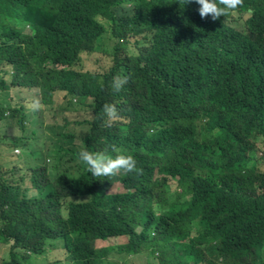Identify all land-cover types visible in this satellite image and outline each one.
<instances>
[{
  "label": "trees",
  "instance_id": "16d2710c",
  "mask_svg": "<svg viewBox=\"0 0 264 264\" xmlns=\"http://www.w3.org/2000/svg\"><path fill=\"white\" fill-rule=\"evenodd\" d=\"M198 7L0 0V264H264V0Z\"/></svg>",
  "mask_w": 264,
  "mask_h": 264
},
{
  "label": "clouds",
  "instance_id": "9594fccd",
  "mask_svg": "<svg viewBox=\"0 0 264 264\" xmlns=\"http://www.w3.org/2000/svg\"><path fill=\"white\" fill-rule=\"evenodd\" d=\"M186 2H188V0H185V3ZM193 2L199 6L197 11L201 18L209 16L212 20H216L221 16H226L231 11H236L241 5L242 0H193ZM248 12L250 14L251 9H249ZM251 62L254 64L253 74L255 76H260L262 74V70L260 69V62ZM257 62L259 65H256ZM257 68L260 69V72L258 74L255 73ZM127 79V76L116 78L117 82L115 84V87L117 91H119L120 86L123 85L127 81ZM32 107H39V103L37 101H34ZM103 111L110 119L118 118V112L114 105H105ZM112 151H115V149H112ZM77 156L79 161L85 167L86 171L92 177H111L120 171H135L137 173L140 172V169L136 168V161L131 154L120 153L117 155H110L108 150L90 152L86 149H81L77 153Z\"/></svg>",
  "mask_w": 264,
  "mask_h": 264
},
{
  "label": "rangeland",
  "instance_id": "374dc122",
  "mask_svg": "<svg viewBox=\"0 0 264 264\" xmlns=\"http://www.w3.org/2000/svg\"><path fill=\"white\" fill-rule=\"evenodd\" d=\"M114 11H121V10H120V9H115ZM105 28L107 29L108 32H111L110 24H109V23H106ZM105 37H109V35H106ZM255 63H256V62H255ZM256 65H259L258 62H257ZM259 72H260V69L257 68L256 71H255V73L258 74ZM262 84H263V87H264V82H263ZM19 93H20V92H19ZM20 96H21V95H20ZM30 96H31L30 99H33V98H34V94H33V93H31ZM59 102H62V101L55 99V104H57V103H59ZM69 106H73V107H74V101H70V102H69ZM206 108H208V107H206ZM206 108H205V109H206ZM44 116L46 117V114H45V113H44ZM76 116H80V113H76ZM53 135H54V132L51 131V130H48L46 136L49 138V137H52ZM253 146H254V148L257 147V150H258V151H260V150L262 149V143H260V144H258V145L253 144ZM8 153L11 154V156H14V155H16V156H21V155H22V153H20V154L17 153V154H16L15 151L12 150V149H11ZM262 171L264 172V167H262ZM119 243H122V241H120V240H116V241H115V244H114L113 240H111V239H110V240L107 239V242H104V241H97V242H96V245H97L98 247H102V246H105V245H108V246H115L116 244H119ZM0 253H1V250H0ZM145 263H146V258H144V257H142V256L138 257V262H137L136 264H145ZM133 264H134V263H133Z\"/></svg>",
  "mask_w": 264,
  "mask_h": 264
}]
</instances>
